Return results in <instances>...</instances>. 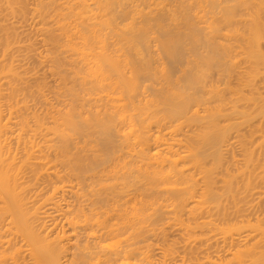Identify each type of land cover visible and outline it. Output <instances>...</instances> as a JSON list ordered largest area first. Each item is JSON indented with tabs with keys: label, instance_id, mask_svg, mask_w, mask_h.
Segmentation results:
<instances>
[{
	"label": "bare ground",
	"instance_id": "obj_1",
	"mask_svg": "<svg viewBox=\"0 0 264 264\" xmlns=\"http://www.w3.org/2000/svg\"><path fill=\"white\" fill-rule=\"evenodd\" d=\"M262 44L264 0H0V264H264Z\"/></svg>",
	"mask_w": 264,
	"mask_h": 264
},
{
	"label": "rangeland",
	"instance_id": "obj_2",
	"mask_svg": "<svg viewBox=\"0 0 264 264\" xmlns=\"http://www.w3.org/2000/svg\"><path fill=\"white\" fill-rule=\"evenodd\" d=\"M29 1H30V0H29ZM240 10H241V9H240ZM240 10L238 11V13H239L242 17L245 16V14H246L245 12H246V11H245V10H241V11H240ZM244 11H245V12H244ZM28 16H29V15H28ZM27 22H28V21H27ZM17 23H19V22H17ZM22 23H24V24H22V25H27V23H25V21H24V22L22 21ZM20 24H21V23H20ZM20 24H18V25H20ZM28 24H29V23H28ZM244 24H245L244 21L241 20V21H239V22H237V23H234V24L232 25V27L239 28V29L242 31V30L245 28V27H244ZM16 25H17V24H16ZM22 25H20V26H22ZM21 28H23V27H21ZM24 28L27 29V27H24ZM25 29H23V31H24ZM25 31H27V30H25ZM29 31H31V30H29V28H28V31H27V32H29ZM30 33H31V32H30ZM30 33H29L28 35H30ZM23 35H24V37H22V38L24 39V38H25V35H27V34H24V33H23ZM23 35H22V36H23ZM27 37H28V36H27ZM30 37H31V36H30ZM28 38H29V37H28ZM26 39H27V38H26ZM35 45H36V44H35ZM37 45H38V43H37ZM37 45H36V46H37ZM39 45H40V44H39ZM39 45H38V47H39ZM262 45H264V44H262ZM262 48H264V46H262ZM244 57H245V53L239 55V56L237 57V59L244 58ZM33 60H34V59H33ZM33 62H34V61H33ZM34 63H37V62H34ZM34 63H33V64H34ZM31 64H32V61H31ZM242 64H243V63H242ZM34 65H35V64H34ZM243 65H244V64H243ZM243 65L240 64V66H243ZM261 81H262V80H261ZM261 81H260V83H258V84L261 85V84H262ZM262 85H264V84H262ZM256 86H257V84H256ZM256 88H257V87H256ZM260 89H262V88H260ZM260 89L257 88V89H255V90H256V92H257V90H258V92H259ZM260 91H261V90H260ZM262 91H264V90H262ZM245 92H247V90H245ZM247 93H250V91H248ZM251 93H252V91H251ZM254 93H255V92H254ZM259 93L261 94V92H259ZM262 93H264V92H262ZM255 94L257 95V93H255ZM252 95H254V94H250L249 97L252 96ZM256 95H255V96H256ZM246 96L248 97L247 94H246ZM255 96H253V97L256 98ZM259 96H260V95H259ZM262 96H264V95H262ZM262 96H261V98H262ZM249 97H248V98H249ZM253 97H252V98H253ZM259 98H260V97H259ZM259 98H258V99H259ZM256 99H257V98H256ZM262 99H264V98H262ZM246 100H247V101H243V100H242L241 103L239 102V103L241 104V106H242L240 110H243V107H245L246 103L249 102L248 99H246ZM250 101H251V100H250ZM252 101H253V100H252ZM252 101H251V102H252ZM255 101L257 102L258 100H255ZM259 101H260V100H259ZM259 101H258V102H259ZM245 102H246V103H245ZM251 102H249V103H251ZM253 102H254V101H253ZM256 102H255V103H256ZM260 102H261V101H260ZM260 102H259V103H260ZM244 103H245V104H244ZM249 103L247 104V106L249 107V108H248L249 110H250V108L255 107V104H254V103H251L250 106H249ZM243 104H244V105H243ZM252 104H254V106H253ZM261 104L264 105V102H262ZM257 105H259V104H257ZM262 105H261V106H262ZM247 106H246V107H247ZM259 106H260V105H259ZM259 106H256V108L259 109ZM246 107H245L244 110H247ZM239 108H240V107H239ZM257 109L255 110V108H253V109H251V110L254 111V112H252V111H249V112H248V114L252 113V116H249V115L246 113V112H247V111H246V112H245L246 114H244V117H242V118L244 119V121H246V123H248V120L251 119L252 126L254 125V121H256V119H257L258 122L256 121V123H255L256 126L254 125L256 128H257V126H258L257 123L259 124V121H264V118H262V117H264V115H261V114H264V112H262V110H264V108H260L259 113L257 112ZM261 109H262V110H261ZM244 110H243V111H244ZM255 111H256L258 114H256ZM260 112H261V113H260ZM253 113H254L255 116L253 115ZM245 115L249 116V119H248V117H247V119H246V116H245ZM250 115H251V114H250ZM260 115L262 116V117L260 118V119H262V120H258V117H260ZM254 117H255V118H254ZM253 118H254V119H253ZM239 120H240V119H239ZM252 120H253V121H252ZM242 122H243V121H242ZM249 122H250V121H249ZM243 123H244V122H243ZM246 123H245V125H242V127H241V128H243L244 131L241 129L243 132H242L241 130H239L240 132L244 133V132H245V129L248 130V129L251 128V125H250V128H249V124H248V126H247ZM240 126H241V125H240ZM240 126H239V127H240ZM258 127H259V126H258ZM256 128H255V130H256ZM239 129H240V128H239ZM251 129H253V127H252ZM258 129H259V128H258ZM255 130H252V131H253L254 141H255V143H256V141L258 140L259 135L262 134V133H264V122H262V127H261V125H260V131L258 130V131L256 132V133L258 134V136H257L256 134H254V131H255ZM261 130H262V131H261ZM230 131H231V130H230ZM230 131H229V132H230ZM234 131H235V132H234ZM239 131H238V129H237V132H238V133H239ZM249 131H250V130H248V132H249ZM231 132H232V133H228V134H230V135H229V138H228V136H227V141L230 140V141L232 142V140H233L232 143L235 142V143H234L235 146L238 145V143L243 142V141H242V138H243V135H244L245 133H244L243 135H241V136H240L241 133H240V134H235V133H237V132H236V130H234V128H233V130H232ZM247 134H248V133H246V137H248ZM234 135H235V136H234ZM236 135H239V137H242L241 140H240V138H239V140H238V137H237V140H238V141H236V140H235ZM249 135H250V134H249ZM233 136H234V137H233ZM244 136H245V135H244ZM250 136H252V135H250ZM250 136L247 138V140H246V137H245V140H244V142H243V143H246V144L248 143V144H249V147H248V148H250V147L252 148V147L255 145L254 142H252L253 145L250 146L251 141H252V137H250ZM255 136L257 137L256 140H255ZM232 137H233V138H232ZM249 138H250V140H249ZM230 141L227 142V143H228L227 145H230V143H231ZM245 141H246V142H245ZM246 144H244V145L247 146ZM242 145H243V144L241 143L240 146L238 145V147H237V146L235 147V146H232V144H231L229 147H231V146H232V147H231V149L229 148V149H230L229 152H230V151L233 152V149H234V150L238 149L237 151L239 152V150H241L240 148L243 147ZM256 145H257V143H256ZM241 146H242V147H241ZM227 147H228V146H227ZM256 147H258V145H257ZM232 148H233V149H232ZM235 148H236V149H235ZM253 149L255 150V148H253ZM256 149H257V148H256ZM229 152H228V153H229ZM235 152H236V151H235ZM235 152H233V153H235ZM254 152H255V151H254ZM256 152H257V151H256ZM256 152L254 153V154H255V157L253 156V157H254L253 160L255 161V158H257L258 161H262V162H264V153H262V152H258L259 155H258V154H257V155H258L259 157H257ZM233 153L230 152V153L228 154L229 156H230V154H231L232 157H230V158L235 159V158L238 157L237 160H241V157H240V159H239V156H240V155H238L237 152H236L237 154L235 155L236 157L234 156V158H233V155H232ZM261 153H262V154H261ZM223 154H224V155H222L223 158H221V159H222V162H225V159L227 158V160H228V159H229V156H228V157L225 156L226 153H223ZM254 154H253V155H254ZM226 155H227V154H226ZM260 155H261V156H260ZM224 156H225V157H224ZM259 158H260V159H259ZM223 159H224V161H223ZM257 159H256V160H257ZM227 160H226V161H227ZM230 161H232V160H230ZM258 161H257V163H258ZM225 163H226V164H229V162H228V163L225 162ZM225 163H224V164H225ZM254 163H255V162H254ZM226 164H225V165H226ZM230 166H231V168H232V164H231V162H230ZM255 167H256V166H255ZM229 168H230V167H229ZM255 169H256V168H255ZM257 169H258V168H257ZM230 170H231V169H230ZM256 171H257V170H256ZM222 172H223V171H222ZM257 188H258V187H257ZM257 188L254 189V191H255V190L257 191ZM258 189H259V188H258ZM260 189H261V188H260ZM262 189H264V188H262ZM262 189H261V190H262ZM259 191H260V190H259ZM256 194H257V193H256ZM254 195H255V194H254ZM259 195H260V194H258L257 196H259ZM261 196H262V195H261ZM255 197H256V195H255ZM259 198H260V196H259ZM259 198H257V199L260 200ZM262 199H264V198L261 197V200L259 201V202H261V203H259V204H262V202H264V200H262ZM244 205H246V203H245ZM247 205H248V203H247ZM262 205H264V204H262ZM260 206H261V205H260ZM260 206H259V207H260ZM261 207H262V206H261ZM259 209H260V208H259ZM261 209L264 210V207H262ZM262 210H261V211H262ZM262 212H264V211H262ZM262 212H260V213H261L262 215H264V213H262ZM232 216H233V215H232ZM251 216H253V215H251ZM251 216H250V217H251ZM258 216H260V215L258 214ZM254 217H255V218H254ZM260 217H261V218H264V216H260ZM252 218H254V220H253ZM252 218H251V221H250V222L255 221V220L257 219V218H256V215L253 216ZM222 219H224L226 222H228V223H226L224 220L221 221V222H222V223H221L222 226H225V225H227V224L231 225L232 223H235L237 217H235V218H234V217H232V218H231V217H229V218L226 217V219H225V218H222ZM244 219H245V218H244ZM246 219H247V218H246ZM249 219H250V218H249ZM220 220H221V219H220ZM258 220H259V219H257L256 221L258 222ZM262 220H264V219H262ZM262 220H260V221L262 222ZM237 221H238V220H237ZM260 221H259V222H260ZM224 222H225V223H224ZM218 223L220 224V221H219ZM223 223H224L225 225H224ZM252 223H253V222H252ZM262 223H264V222H262ZM253 224H255V223H253ZM258 224H259V223H258ZM220 226H221V225H220ZM222 226H221V227H222ZM261 226H264V225L261 224ZM168 229H169V228H168ZM170 229H171V228H170ZM170 231H173V229L169 230V232H170ZM216 231H217V230H216ZM165 232H166V231H165ZM174 232L176 233V231H174ZM174 232H173V233H174ZM218 232H219V231H217L216 233L218 234ZM173 233L171 232L172 235H173ZM175 233H174V235H175ZM211 233H213V232H211ZM214 233H215V231H214ZM214 233L211 234V235H210V233H209V235H210V236H213V235H215ZM167 234H168V233L166 232L165 235H167ZM171 234H170V235H167L169 238H168V239L166 238L167 240L165 239V240H166L165 242H169V241H170L169 239L173 237V236L170 237ZM176 234H177V233H176ZM221 234H223V233H221ZM253 234H255V233H253ZM258 235H259V234H258ZM258 235H257V237H258ZM167 236H166V237H167ZM176 236H177V238H178V235H176ZM210 236H209V237H210ZM216 236H217V237H212V238H216L215 240H217L218 235H216ZM219 236L222 237V235H219ZM252 236H253V235H252ZM259 236H260V235H259ZM174 237H175V236H174ZM254 237L256 238V235L253 236L252 239H253ZM259 238H260V237H259ZM172 239H173V238H172ZM175 239H176V238H175ZM261 239H262V238H261ZM261 239H260V240H261ZM168 240H169V241H168ZM173 240H174V239H173ZM178 240H179V238L176 239V242H177ZM218 240H219V238H218ZM220 240H221V239H220ZM220 240H219V242H220ZM250 240H251V239H250ZM255 240H256V239H255ZM171 241H172V240H171ZM180 241H181V240H180ZM211 241H213V240H211ZM261 241H262V240H261ZM213 242H214V241H213ZM251 242H252V241H251ZM251 242H250V243H251ZM220 243H221V242H220ZM220 243H219V244H220ZM261 243L264 244V242H261ZM179 244H181V242H180ZM176 245H177V244H176ZM260 246H261V245H260ZM257 247H258V246H256V248H257ZM260 249H264V248H262V246H261ZM232 250H233V249H232ZM252 250H254V249H252ZM256 250H257V249H256ZM212 251H214V250H212ZM223 251L225 252V249H224ZM230 251H231V249H230ZM230 251H228L227 254L224 253V255H228V256L231 257V253H230ZM242 251H243V252H242ZM242 251L239 252L240 254H241V252L243 253V255H241V256H242L241 259H243V256H244V254H245L244 252H246V251H248V250H245V251L242 250ZM261 251H262V250H261ZM214 252H215V251H214ZM214 252H212V253L214 254ZM221 252H222V251H221ZM231 252H232V251H231ZM255 252H256V251H254V252H253V251H251V252L249 251V253H254L253 255H255V256H256L260 251H259L258 253H255ZM215 253H216V252H215ZM261 253H264V252H261ZM261 253H259L260 255L258 254L260 258L257 257V259L264 258V256H262ZM216 254H217V253H216ZM219 254L222 255L223 253L221 254V253L219 252ZM240 254H239V255H240ZM246 254H247V253H246ZM246 254H245V258H246V261H248V259H249L250 257H249V254H247V257H249V258H247V257H246ZM224 255H222V257H224ZM258 255H257V256H258ZM228 256H226V257L228 258ZM261 256H262V257H261ZM251 257H253V256L251 255ZM255 258H256V257H255ZM243 260H245V259H243ZM261 260L264 261V259H261ZM233 261H234V259H233ZM233 261H232V262H233ZM246 261H243V262L245 263ZM243 262H242V263H243ZM233 263H235V261H234ZM246 263H248V262H246Z\"/></svg>",
	"mask_w": 264,
	"mask_h": 264
}]
</instances>
